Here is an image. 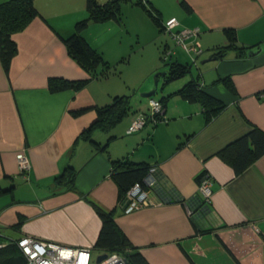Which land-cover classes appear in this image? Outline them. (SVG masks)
<instances>
[{
    "label": "crops",
    "instance_id": "obj_1",
    "mask_svg": "<svg viewBox=\"0 0 264 264\" xmlns=\"http://www.w3.org/2000/svg\"><path fill=\"white\" fill-rule=\"evenodd\" d=\"M135 1L121 3L120 22H90L82 35L112 69L130 62L124 57L125 36L157 41L159 48L142 68L141 80L137 74L123 76L118 67L113 75L99 71L91 76L68 54L62 38L87 15L86 0H34L38 14L11 34L16 52L7 72L0 61V238L7 242L28 234L91 247L92 254L99 255L105 252L94 246L101 228L100 209L111 214L149 264H264V155L239 174L217 155L253 127L264 131V0H143L161 21L176 17L179 28L200 29L195 73L164 85L160 79L162 88L155 98L194 80L224 107L206 121L200 102L172 95L165 99V120L126 133L131 114L148 108V99L137 92L152 89L146 77L157 69L156 51L160 57L162 47L170 46ZM227 30L237 47L206 60L228 42ZM181 50L173 48L171 57L190 64ZM50 78L85 83L50 91ZM116 95L129 97L127 112L113 126L100 128L96 107ZM81 108L86 110L71 113ZM89 134L106 149H99ZM17 153L29 159L25 172L17 168ZM116 159L157 167L185 198L197 194L196 178L208 173L212 179L208 210L193 221L183 204L158 203L151 191L147 205L125 212L127 194L119 195L111 176V160ZM70 171L74 188L56 179Z\"/></svg>",
    "mask_w": 264,
    "mask_h": 264
},
{
    "label": "trees",
    "instance_id": "obj_2",
    "mask_svg": "<svg viewBox=\"0 0 264 264\" xmlns=\"http://www.w3.org/2000/svg\"><path fill=\"white\" fill-rule=\"evenodd\" d=\"M124 1L127 0H106L104 2H100L99 0H86L87 15L75 22L73 32L70 35L62 38L68 54L91 76L97 75L99 71H101V74L108 75L111 70L102 54L93 48L84 38L82 31L90 22H102L109 19L120 22L122 20L121 3ZM135 2L144 9L161 32L162 22L153 7L147 5L143 0H136ZM181 4L184 8L190 9L185 2L182 1ZM37 14L38 11L34 6V0H6L0 3V61L5 72L8 71L10 61L16 52V45L11 39V34L22 30ZM227 34L228 42L224 45L217 46L213 55L220 56L225 49L233 46L237 47L235 39L231 35L232 31L227 30ZM165 47H162L161 55ZM171 48L173 49V47ZM160 58L164 65L167 66V72L161 78L162 85L182 78L190 71V64L188 63H182L175 59L167 62L168 59H163L162 56ZM222 81L232 88L228 78H223ZM84 83V81L50 78L48 80V87L50 91H57L66 88H78L84 85ZM203 90V86L199 82L196 83L194 80H190L176 91L156 99L162 103L163 109L165 107V99L172 95H179L188 102L198 101L204 109L207 121L224 107V103ZM128 105L129 97L127 95L114 96L112 102L96 107L98 113L96 123L103 129L113 126L127 112ZM85 110V108L76 109L72 110L71 113L73 115H79ZM161 116L163 117L164 114L160 115V118ZM92 126L84 130L82 137H86L83 134L88 133ZM87 138H91L90 134ZM91 139L90 141L99 145V149H106V144L100 145L94 139ZM217 155L232 167L235 174L241 173L254 160L264 155V131L258 127H253L245 135L223 147L218 151ZM111 162V176L118 185L120 196H123L135 182L141 183L149 168L144 163H135L129 160L122 161L121 159H116L111 160ZM156 175L158 176V180L154 190L157 196L162 199L163 203L181 202L182 198L185 199L186 206L193 212L191 215H188L193 221L196 216L202 215L208 210L209 206L203 201L199 192L191 198H185L158 172H156ZM200 175L196 178V181H198ZM56 179H64L70 188H74V173L72 171L62 173ZM97 213L101 219V228L94 243L96 248L118 252L124 257L127 264H149L140 252L131 246L130 241L120 231L111 214L100 209H97ZM0 244H3L0 246V264H26V259L15 242H3L0 238Z\"/></svg>",
    "mask_w": 264,
    "mask_h": 264
},
{
    "label": "built area",
    "instance_id": "obj_3",
    "mask_svg": "<svg viewBox=\"0 0 264 264\" xmlns=\"http://www.w3.org/2000/svg\"><path fill=\"white\" fill-rule=\"evenodd\" d=\"M162 22V31L171 38L175 45L182 47L194 61L199 55L201 49L196 40L200 29L198 27L179 28V21L176 17H170ZM173 49L166 45L162 52L163 59H169ZM164 114L162 103L154 97L148 98V108L146 111H135L130 116V121L126 128V133H134L143 129L146 125H156L166 118L160 115ZM17 168L20 172L29 169L30 162L27 155L17 153L15 155ZM157 167L150 166L143 177L141 183L135 182L127 191L128 202L124 207L125 212H130L147 205L149 201V192H154L158 203H163L154 190L158 176ZM197 190L203 201L209 204L212 197V179L208 173H202L197 181ZM186 207V212L191 215L193 212L185 204V199L181 202ZM20 249V252L26 259V264H127L124 257L116 251H105L106 254L99 262L92 261L91 247H72L62 245L53 241H47L38 237L24 234L16 240H12ZM3 244H0L2 246ZM102 254V253H101Z\"/></svg>",
    "mask_w": 264,
    "mask_h": 264
},
{
    "label": "rangeland",
    "instance_id": "obj_4",
    "mask_svg": "<svg viewBox=\"0 0 264 264\" xmlns=\"http://www.w3.org/2000/svg\"><path fill=\"white\" fill-rule=\"evenodd\" d=\"M123 17V16H122ZM159 31V30H158ZM140 32L141 33H143V31H142V29H140ZM146 33V32H145ZM159 33V32H158ZM165 34V33H164ZM165 36H166V39L170 42V46L171 47H173V48H175V47H178V49L179 50H183V51H185L183 48H181L180 46H178V45H175L173 42H172V40H171V38L168 36V34H165ZM140 38H142V39H139V40H137L136 38H134L133 36H125V38L123 39V43H124V52L126 53L125 55H124V57H125V61H128V59L130 58V62H129V64L128 63H126V64H128V66H126V67H123L122 69H123V76H135L136 74V76H138L139 75V77H138V79L137 80H139L140 79V73L142 72V68H144V65L146 64V61H148L149 60V58L152 56V55H155V47H156V50H157V47L159 48V46H157V41L155 42V43H150V42H148V40H146V39H144L143 37H142V35L140 36ZM158 44H159V42H158ZM181 50V51H182ZM186 54L189 56V60H190V71H189V73H187L188 75L190 74V72H193V73H195V70H196V68H195V66H194V64H193V60H192V58L190 57V55L186 52ZM186 55V57L188 58V56ZM160 56H162L161 55V52H160ZM155 57H157V61H158V64H157V69L154 71V72H152L150 75H148L146 78H147V80H148V83H150L151 82V86L153 87V85H154V81H155V77H154V75H155V73L156 72H161V71H165L166 70V65H164V63H163V61H162V59H160V57H159V55L157 54V51H156V56ZM199 58V57H198ZM175 59V55H172V57H170V59H168V61L167 62H169L170 60H174ZM201 60L202 59H200L199 58V63L201 64ZM120 62H118L117 64H119ZM124 66V65H123ZM118 66L116 65L115 66V70H117L116 68H117ZM120 68L118 67V70H119ZM122 69H120V70H122ZM110 73H109V75H113L114 74V69H112V68H110ZM186 74V75H187ZM194 77H195V75H194ZM134 78V77H133ZM136 78V77H135ZM178 79H182V78H178ZM141 80V79H140ZM177 81V80H176ZM139 82H141V81H139ZM161 82V81H160ZM151 87V88H152ZM160 88L158 87V90H157V92L153 95V97H158L159 95H160ZM138 93V95L141 97V91H138L137 92ZM143 100H146V99H148V97H141ZM98 255L97 254V251H96V253H93L92 254V261H95L96 260V256Z\"/></svg>",
    "mask_w": 264,
    "mask_h": 264
},
{
    "label": "water",
    "instance_id": "obj_5",
    "mask_svg": "<svg viewBox=\"0 0 264 264\" xmlns=\"http://www.w3.org/2000/svg\"><path fill=\"white\" fill-rule=\"evenodd\" d=\"M219 58L218 55H215L213 57L207 58L206 60H210V59H217ZM167 70L165 71H161V72H156L154 77L156 78L154 81V85L152 87V89H150L149 91L146 92H142L141 93V97H153V95L157 92L158 87L161 89L162 85H159L160 79L162 78V76H164L166 74ZM106 256L105 253L99 254L96 257V262H99L102 258H104Z\"/></svg>",
    "mask_w": 264,
    "mask_h": 264
}]
</instances>
